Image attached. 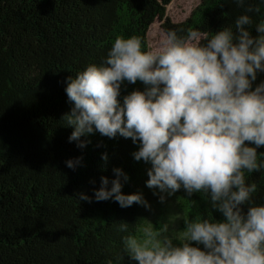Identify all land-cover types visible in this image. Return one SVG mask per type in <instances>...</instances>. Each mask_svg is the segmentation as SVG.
<instances>
[{"label":"clouds","instance_id":"1","mask_svg":"<svg viewBox=\"0 0 264 264\" xmlns=\"http://www.w3.org/2000/svg\"><path fill=\"white\" fill-rule=\"evenodd\" d=\"M232 3L243 11L211 34L168 29L147 48L139 36L117 35L98 63L65 78L71 107L60 120L72 129L69 142L83 150L95 133L130 138L136 145L131 156L147 166L144 183L158 203L182 191L187 198L202 194L211 210L143 224L121 220L118 259L264 264V202L256 201L258 184L249 179L264 169V150H258L264 149V78L258 79L264 74V19L253 21L264 0ZM137 82L141 87L125 91ZM101 159L107 161V153ZM64 164L75 171L83 155ZM112 173L77 200L151 209L142 192L122 191L129 181L122 167Z\"/></svg>","mask_w":264,"mask_h":264},{"label":"trees","instance_id":"2","mask_svg":"<svg viewBox=\"0 0 264 264\" xmlns=\"http://www.w3.org/2000/svg\"><path fill=\"white\" fill-rule=\"evenodd\" d=\"M171 1L0 0V264H136L126 254L118 259L123 233L116 225L143 224L149 210L77 198L81 192L91 196L99 178L111 179L119 166L129 175L122 191L142 192L154 209L161 204L145 186L147 166L132 158L136 145L130 138L95 133L83 150L68 141L72 129L60 120L71 107L65 78L98 63L117 35L139 36L147 48L152 30L155 37L168 29L211 34L243 11L232 0L223 7L221 0H200L173 21L167 14ZM259 19L264 7L253 14L254 23ZM134 87L141 85L125 91ZM81 154V167L65 166ZM249 179L258 184L256 201L264 202V169ZM166 203L178 217L211 214L202 194L187 198L181 191Z\"/></svg>","mask_w":264,"mask_h":264},{"label":"rangeland","instance_id":"3","mask_svg":"<svg viewBox=\"0 0 264 264\" xmlns=\"http://www.w3.org/2000/svg\"><path fill=\"white\" fill-rule=\"evenodd\" d=\"M200 0H172L167 7V14L173 21H179L185 18L188 13L199 3ZM155 30L151 31L152 43H155ZM151 43V45H153ZM167 203L156 205L154 209H150L148 212V218L154 221L157 216L162 214L166 220H171L177 216V213L173 208L166 206Z\"/></svg>","mask_w":264,"mask_h":264}]
</instances>
